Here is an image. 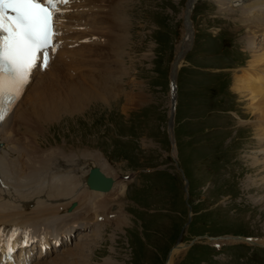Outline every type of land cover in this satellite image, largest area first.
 <instances>
[{
    "label": "rangeland",
    "instance_id": "obj_1",
    "mask_svg": "<svg viewBox=\"0 0 264 264\" xmlns=\"http://www.w3.org/2000/svg\"><path fill=\"white\" fill-rule=\"evenodd\" d=\"M185 4L129 0L130 42L120 92L64 115L41 138L76 155L73 165L81 170L88 169L89 160L80 152L91 150L104 155L118 179L136 174L122 197L127 222L104 228L89 252L98 264L106 259L111 264H167L180 235L185 249L191 241L194 245L179 252L175 264H264L262 247L228 242L215 251L199 237L231 233L264 238V184L259 180L264 172L250 169L252 157L263 152L254 116L233 85L234 73L250 52L245 50L246 29L234 15L221 12L215 0H199L193 11L197 36L181 62L175 142L170 139L169 73L185 28ZM184 177L196 196L192 211L185 203ZM117 208L115 204L113 210ZM212 238L215 245L224 243Z\"/></svg>",
    "mask_w": 264,
    "mask_h": 264
},
{
    "label": "bare ground",
    "instance_id": "obj_2",
    "mask_svg": "<svg viewBox=\"0 0 264 264\" xmlns=\"http://www.w3.org/2000/svg\"><path fill=\"white\" fill-rule=\"evenodd\" d=\"M215 1L221 12L234 15L246 29L250 59L247 66L234 73L233 85L254 116L252 124L263 152L261 157H252L250 169L264 172V0ZM128 4L129 0H69L61 6L57 23L60 34L57 50H49L50 65L34 70L24 95L0 129V232H5L6 224H12L23 226L32 237L38 235L41 243L49 244L53 237L66 238L60 247H51L44 254H36L37 245L33 244L28 249L33 264H77L78 257L80 264H98L89 252L101 239L104 228H120L128 220L122 202L127 182L116 180L112 190L105 193L89 189L88 169H82L85 174L79 175L82 170L73 165L76 155L41 140L49 124L120 92L130 42ZM193 30L191 24H185L177 55L192 46ZM80 155L109 172L100 152L87 150ZM61 160L72 165L67 172L58 167ZM259 180L264 184V175ZM75 200L77 207L69 211L68 206ZM115 204L118 208L113 211ZM112 213L115 218L110 216ZM83 230L90 232L80 241L76 239L72 247V236ZM212 241L264 245V238L221 236ZM184 249L183 243L179 244L167 264H175V257ZM102 264L111 262L106 259Z\"/></svg>",
    "mask_w": 264,
    "mask_h": 264
},
{
    "label": "snow or ice",
    "instance_id": "obj_3",
    "mask_svg": "<svg viewBox=\"0 0 264 264\" xmlns=\"http://www.w3.org/2000/svg\"><path fill=\"white\" fill-rule=\"evenodd\" d=\"M69 0H0V125L12 113L34 70L47 69L56 51L58 16ZM12 236L0 232V241ZM25 244L28 240L24 241Z\"/></svg>",
    "mask_w": 264,
    "mask_h": 264
}]
</instances>
